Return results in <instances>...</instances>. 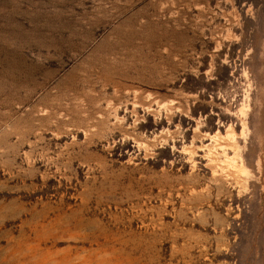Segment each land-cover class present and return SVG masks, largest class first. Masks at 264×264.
Here are the masks:
<instances>
[{"label": "rangeland", "instance_id": "rangeland-1", "mask_svg": "<svg viewBox=\"0 0 264 264\" xmlns=\"http://www.w3.org/2000/svg\"><path fill=\"white\" fill-rule=\"evenodd\" d=\"M0 264H264V0H0Z\"/></svg>", "mask_w": 264, "mask_h": 264}]
</instances>
